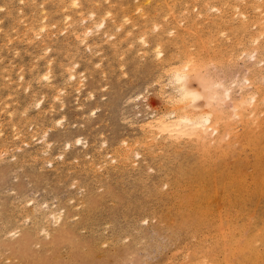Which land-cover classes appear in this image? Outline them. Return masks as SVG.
Masks as SVG:
<instances>
[{
  "label": "rangeland",
  "instance_id": "1",
  "mask_svg": "<svg viewBox=\"0 0 264 264\" xmlns=\"http://www.w3.org/2000/svg\"><path fill=\"white\" fill-rule=\"evenodd\" d=\"M110 1L111 2H108V0H106L105 2L113 6L114 9L116 7L119 8L118 6L122 4L120 6L122 10L120 9H118L120 11H118L117 9L114 10V14L116 16H119L121 11L126 10L122 8L124 4H126V8H127L126 11L128 12H131V9L133 11L134 4L140 5V8H141L140 11H133L134 13L132 12L129 13L131 15L130 19H127L126 18L127 16L124 17L125 28H127L126 26L129 25V22L130 23L140 22L144 24L145 22L143 23V21H146V20L147 21L145 25H142V24L138 25V23H136L135 25L133 23V27H131V30L132 31L134 30L135 34L133 33L132 35L131 30L128 31L127 35L125 36L126 40L128 41L122 40L123 38L122 37L121 38L122 41L116 47L115 51H113L108 46V44L112 40H114L116 37V36L114 37L113 36L114 34H112L110 39L108 36L106 37L108 39L105 38L104 42L102 41L100 43V46L101 45L103 46L104 44L105 47H103L102 49V46H101L100 49L102 50L95 52V54L92 55L91 54L92 52H90L89 50L90 48H93V47L86 49L85 48V44H87L86 40L81 42L78 39H76L75 36L73 35V32H72L73 27L76 25H79V26L84 25L85 21L83 20L84 21L83 22L80 19L78 22H74L72 24L71 16L69 15L66 16L67 14H71V11H69L70 9L67 8L68 9L67 10L65 8L62 9V7H60L62 9V12H61V9L56 10V12L54 10L49 11L48 15L49 14L50 15L48 16L49 18L47 17L48 18L47 24L48 25L53 24L54 27L53 25L49 26L48 28L46 27L47 33L44 32L43 30L41 34H39V36L38 34H36L37 37L35 36L30 39H23L21 33L23 29H25L28 26L29 20L27 18H29V15L31 13L26 12L25 8L23 9L25 5H24V2L22 1L12 3L6 0L5 1L0 0V4H4L3 8H0V68H1L0 69V109H1L0 110V124H1L0 125V129H1L0 131V143H1L0 144V264H172V263L179 264L181 260L185 261L187 259L186 254L190 252V250L196 244H198L199 241L206 243L212 240L210 239V237L213 234H215V227L218 222L217 221L218 215H220L222 219H225V217L229 219L231 218L232 222H235L236 225L240 224L242 226L243 225L245 226L246 224L250 223L249 229L254 224L255 226L259 225V226H256L257 229L259 228L260 233H264V221H263L264 220V217H263L264 216V206H263L264 196L262 197L255 196L252 199H245L247 195H245L243 191H240L237 195L233 192H230V193H227L224 191L220 192L221 188H218L217 190L220 193L216 191L214 196H211L212 198L209 197V199L206 200V203L205 201H202L199 203V205L201 206L200 208L205 209L206 212L209 210L208 212L210 213V215L208 214L209 218L207 219L206 223H202L203 225L201 224L198 230H193V229L189 230V229H185L186 227H180L178 225V223L181 222L179 216L182 212L178 214L173 213V211L175 212L174 209L176 208L175 204H177L176 200L177 198H179V197H176L175 193L177 194L178 192V193H181L182 195H185L183 193L187 192L188 194V190L189 192L192 190V188L191 190L189 188L193 186V183L197 184L196 182H193L192 179H189L187 182L183 181L185 179L184 174L182 176L179 173L180 171V169H178L179 167L176 168L177 166H179V163H181L180 166L182 165L181 167H184V168L192 164H195V165L197 164V161H198L197 159H199L197 152H195V148H192L193 146H189L187 142L183 143L184 141H181L180 143L178 142L176 146L175 144L172 145L175 148L170 145H168L167 147H164L163 149L156 148L154 150V152L156 151L155 152L156 154L154 153V156H153L154 158L152 159L146 158V161L145 159H142L141 155L132 154L130 158V166H126L123 168L117 167V168H114V170L108 169L109 168L108 166L113 164L112 163L113 160L111 159L112 156L110 152L111 149L114 148L115 145L117 144H119L120 147L121 146L124 147V145H122V142L123 143L126 142L125 143V147H126L128 142L135 141L134 139L140 140L142 136H141V132L138 130L139 129L138 126L141 124L139 122L144 120V118L146 119V116L149 118L150 112L155 111L157 113L159 111H162V109L164 110L166 106L165 100L163 101L164 97L159 89L158 83L156 84V82L153 81L154 79H156L154 78V76L156 77V75L158 74L157 73L158 70L155 68L157 67V65L152 64V63H156L155 60L158 59L159 56L156 58L150 57V53H148V51L145 53L144 51L146 50H143L144 49L143 47H145L143 46L144 44L140 42V44H142V48H141V46L139 47L140 44H138L135 40H132V39L138 34V31L140 30L142 31L144 29L143 27H145V29H148L147 26L149 27L151 23L154 22L150 20V22L148 23V19H150V17L151 19H153L152 17H154L155 19L153 20L160 21L161 18H163L161 17V12L162 13L167 12V10L165 9L167 5H171V8L173 7L172 11L175 12L174 15L177 16L180 13L178 11H175L177 8L179 9V5H178L179 0L178 1L177 0H157V1L156 0H153V1L152 0L150 1L149 0H145V1L133 0L134 3H132V0H110ZM141 1H143L144 4ZM32 2H33L32 5H35V7L37 8H41V5H39L41 0H33ZM187 3H190L189 0ZM190 4L189 6H191ZM214 4L216 3L214 2ZM141 5L143 7L145 14L149 15L151 12L152 14L154 13L153 14L154 16H151L152 14H150V16L146 15L145 20L144 19L140 20L141 18H143L142 16L145 15L144 13H143L144 15L139 14V12L143 11ZM21 7L22 9H20ZM146 9L149 10L150 12L147 11ZM150 9H152L153 11ZM23 10L26 13L25 15L22 12ZM189 10H191L190 7H189ZM197 10L198 9L196 7H193L192 13H196ZM215 10L216 9H214V11L213 9H210L209 13L218 12L217 10L216 11ZM176 12L178 14H176ZM43 13L42 15H45V13L47 12H43ZM157 13L160 16L159 15L155 16V14ZM63 15L65 16V18L68 17L66 21L63 20V17H62ZM19 17H21L22 20H20L21 18ZM180 17L181 16H178L177 18L179 19ZM131 18L137 21L135 20L133 21ZM69 19L71 20L69 21ZM43 20L45 21L46 19H43ZM166 21H168V19ZM23 22H25V24ZM67 22H69V26L68 24H66V26H63ZM180 22L181 23H178V26L183 27L182 26L183 22L182 21ZM135 26L137 27L135 28ZM60 28L61 29L64 28L63 29L64 31L62 32L61 30L60 32ZM198 28L199 29L206 28V30L202 29L203 31L202 30L199 31L198 35L200 37L198 36V38L197 37L186 38L185 40L187 42L183 41L182 44L185 43L183 44V46L180 43L177 45V48H176L171 43L172 41L170 42L171 43L170 44L169 40H166L167 42L165 41L166 44L164 42V45L165 47L167 46L166 47L167 52L169 53V50H170V54H175L173 52H177L176 54L179 55L180 53H178V51H180V49L178 47L182 46L181 48L184 49L188 47L187 49L188 50L192 49V51L201 50V53H200L201 55V54H204L206 50L208 49H209L208 51H210V48L211 49L214 48L213 46H215L216 43H219L220 41H222L221 39H224L218 33L217 34H215L216 32L213 33L212 30H214V28L210 29L212 32L207 30V26L205 27L201 26V28L200 27ZM250 29L252 31L254 27H251ZM117 31L119 32L120 29H118ZM155 32L156 30L153 31L152 34L151 32L149 34L153 35ZM169 32L170 31H168V33ZM202 32L205 35H203ZM207 32H210V33H207ZM48 33L52 39L55 37L56 39L55 38L54 39L57 41H60L63 38L61 43H64V44L60 47H56L52 49L49 48L48 46L47 49L46 47L44 48L45 51L42 49L43 51L40 50L39 52H36L34 50V47L35 49H37V47L34 46L36 42L35 40H38L39 38H41L43 34H48ZM130 33H131V37H129ZM168 33H165L163 37L167 35L166 38L168 37V39H171L172 33L171 32H170L171 34L169 33L171 37ZM206 33L208 34V36ZM68 34L70 35L67 36ZM209 34H211L212 36L214 35L213 38L216 37V39L213 40L212 36H210ZM66 37H68V39H65ZM209 37L212 39H210ZM129 38L131 39L129 40ZM7 39L9 41H7ZM188 39L191 41L193 40L192 41L193 43H191L193 44L192 46L191 44H188L191 42ZM195 40L196 41L198 40V41L195 42ZM232 40L225 39L226 43L228 42L227 44L230 43L231 45L229 44L230 46H228L229 50L226 47L227 51H224L226 55L224 53L223 54L225 56L222 55L224 58L220 56V54H216V56L213 57L214 59L212 57H211L212 59L210 58L212 62H209L210 61L209 59L207 61H204V60H206L207 57H209V55L207 54H211V51L210 52L207 51L204 54L205 56L201 55L202 60L204 57L203 61L207 62V65L206 63H204L203 67L200 66L199 68V71H200L199 76L201 75V76H204L205 78L208 77L207 79L211 80L210 82L206 79L207 80L206 82H208V85L209 86L211 85L210 87H212V88L208 87L209 90L212 91L213 93V90L216 91L218 89V91L216 92H218L220 97L223 96L221 98V99H224V101L222 100L223 101L222 103H221L220 97H218L220 99L219 100L220 102L217 101L218 102L217 103L215 101L216 103L214 102V104L216 106L218 105L219 107L220 105H222L223 107L225 104L226 108L230 107L229 105L232 99L240 98L241 94L243 93V90H245L247 87L246 84L249 87L250 83L248 81H249V78L252 76L251 74L253 73L257 74L258 69L260 70L261 67L259 68L257 67L259 64L255 65L254 67L253 65L258 62H260V66L262 63L264 64V54H263L264 45L263 44L257 50H253L252 48L250 49V46H247L248 48L245 51L246 53L244 52L245 54L244 53L242 54L240 53L243 50L241 43L232 44L231 43ZM78 41L81 42V44H79ZM194 42L195 43L199 42V43L195 44ZM69 44H71V46H69ZM202 44L204 45V48H205V44H207L205 49L202 48L203 47ZM64 45L67 46L69 49L66 48ZM186 45H189V46H186ZM29 46L31 47V49H29L30 48ZM208 46L209 48L207 49ZM137 48L138 50H136ZM198 48H202V49H198ZM231 48L232 49L234 48L235 50L231 51L232 50ZM48 49H51V50L49 51ZM171 49L172 51L173 50L174 51L172 52ZM248 49L251 51H249ZM106 50L109 53L106 52ZM117 50L118 52H116ZM140 50H143V51L138 53V51ZM247 51H249L248 52L249 54H247ZM45 52H48V53L45 54ZM114 52H116L117 54ZM251 52H254V53H251ZM230 53L232 55H229ZM250 53L251 55L254 54V56L253 57L249 56ZM48 54H50L49 57L45 56ZM260 57H261V60L263 61L262 63H261V60L257 62L256 58L260 59ZM47 58H49L47 62L51 61L52 64L49 63V65L51 64L52 71H54L52 72L53 78L51 77L52 79L50 81L52 83H49V81L45 79H40L37 76L39 75V72H37L38 70L40 71V73L42 71H47L48 63H46L45 68H43L44 67L43 60H47ZM75 60H77L78 63ZM71 61H73V63L75 64L74 66H70V63H72ZM74 61L77 63V65ZM214 61H216V63ZM253 61L254 63H252ZM95 62H97V65ZM250 64H252L251 65L252 68H250L251 67ZM54 65L56 66V68L53 67ZM66 65H67L66 71L69 70L71 67L77 68V70L79 71L81 69L84 70L83 72L82 70L79 72V73L82 72L81 74L82 75L84 74L85 76L81 80L82 82L78 83V85L81 87L80 91L75 89L76 88L75 86L74 88L72 86V89H70L71 86L68 87L69 81L64 76L65 75L64 73H66V75L68 73V71L67 72L65 71ZM248 67L250 69H248ZM254 68H257V70ZM263 68H261L259 72L263 73L264 71ZM249 70H251V73L249 72ZM32 71H35L34 72L35 75L32 74ZM20 72L23 73V76H21V74L18 75V73ZM89 75H92V76H89ZM245 75L247 76V78L249 76L248 81L245 78L246 77ZM259 75L261 74L259 73L258 76L257 75L255 76L259 78V81L262 82L264 75L263 76H259ZM20 76L21 78L18 79ZM162 78L164 79V77ZM197 78L196 77L191 78V80L189 81V84H191V86L190 85L189 86L191 88L202 91L200 82L198 81ZM17 79H18V82H17ZM45 81H47L49 84ZM151 81L155 85L150 84ZM242 81H244L243 84L245 83V86H246L244 88H242L244 85L240 86V84H242ZM213 84L215 85V87L212 86ZM26 85H27V89L25 90V88L23 87H25ZM62 85H65L63 87L64 88L66 87L67 89L66 88L64 89ZM51 86H53V88L56 86L57 88L61 86L58 89L61 90L63 88L64 90L63 89L62 90L65 92V93L63 92L65 95L64 94H63L64 96L62 94L60 95V91L57 92L58 89L56 88L53 89ZM144 86L146 87L144 88ZM219 86L221 88H219ZM222 86L224 88L225 87L227 88L229 86L228 88L230 89L229 91L231 92L229 93L230 96L228 98H225L226 97L225 91L227 90L226 88L224 90ZM48 87L49 89H51V91L48 89ZM157 88L160 91V92L158 91L159 93L157 92ZM39 89L40 90L42 89L41 92L42 94H44V96L42 95L43 97H40L41 92ZM73 89L77 91L73 92L75 91ZM143 89H145L144 92L146 93L144 97L145 99L144 98H142V100L141 98L136 99L134 95L136 96V94L138 92H141ZM45 90L46 92H44ZM32 91L37 92V93L34 94ZM66 91L68 92V94H66L67 93ZM58 93L60 96L63 97L64 100L63 99L61 100L62 97L59 98V100L61 101L58 100V97H59ZM87 93L90 94V96L87 95ZM54 94L55 96L58 95V97H55ZM209 94L207 95L209 96ZM91 95H93V97H91ZM128 95H130L131 97ZM51 96L53 98H56L55 99L56 101H54V103H53V100L51 101V99H53ZM65 96L66 98H64ZM127 96L130 98H128ZM32 97L34 99H31ZM39 98H41L43 102H42V105L40 106V109H37L38 106H35L33 102H35ZM209 98H211V95ZM133 99L134 100L136 99V100L134 101ZM57 100L61 103L62 101H64V103H62L64 106L61 105V103L58 104ZM225 100L226 102L229 101V104H227L228 102L226 103ZM25 101H28V102H25ZM201 102H203V99L201 98L196 101L197 104H202ZM51 103H53V105ZM77 104H79L80 106L78 105L79 106L78 107ZM23 105L24 106L26 105V106L24 107ZM59 107L60 109L61 108L62 109L60 110ZM23 108L26 109V111L23 110ZM8 112L11 114L8 115L7 114ZM62 113H65V118L64 120H61V123L63 124L60 123V125L58 126V123H59L58 119L59 118L63 119L64 117V115L63 117H61ZM24 114H26L27 117L24 116ZM129 118L131 119V121L128 120ZM34 119L37 120L38 122L35 121ZM135 120L137 122H135ZM12 121H13V125H12ZM54 121H57L58 123L56 122L55 124ZM132 121L134 122L133 124H131ZM239 124L240 122H238L236 126L238 129H240L241 127V124L240 126ZM50 126H51V129H50ZM14 128H17L18 130L14 131L15 130ZM57 129L60 132L62 131L61 132L62 134L56 132L58 131ZM64 130H65V133L67 132L66 135L63 134ZM48 131H49V134H48ZM14 132L15 133L19 132L16 134V137L15 136L13 137ZM41 132L42 133L44 132V134H42ZM39 133L41 134L40 136H38ZM51 133H52V136L50 137ZM68 133L70 134L72 133V136H70V134ZM77 134L80 137H84L85 139L83 138V141L87 142L85 143V145H83V147L81 146V148H84V146L86 145L89 146V150L86 151V154L83 153L84 156L82 154L83 151L78 150L79 145L75 144L77 146H74V149H75L74 152L77 154L81 153V157L83 158L84 163L81 162L80 160L81 158L80 159L70 158L69 161L67 160L61 163L62 158L60 156L58 158L59 154H57L56 152L58 151L59 153H61V152L67 151L66 150L67 148L64 145L65 143L63 142L64 143L63 144L62 141H65V139L67 140L68 137L75 138ZM43 135H45L44 136L46 137L45 139H48V138L52 139L51 141L52 144L49 142V145H51V147L49 146V148H52V147L53 148L51 149V151H48V153H47L48 144L45 143L46 140L41 137ZM38 138H40L39 140L41 142L37 140ZM73 138H70V140L72 139L71 141H74ZM104 138L106 142L104 141ZM102 139H103V142L101 141ZM120 140L122 142H120ZM146 142H149V139H146ZM140 143L136 142L135 144H138L136 146H139ZM46 144L47 146H45ZM183 144H186V145H183ZM100 145H103V146L99 148ZM181 146H183L184 148ZM190 147L191 149L189 150ZM64 148L66 149L64 150ZM21 149L23 151H20ZM45 149L46 151H44ZM177 149L179 150L177 151ZM1 150H4V151L6 150V151L2 152ZM59 150H62V151H59ZM161 150L162 151L164 150L166 153H164V151L162 152ZM174 150L176 152H174ZM38 151L41 152V155H40V152L38 153ZM172 151L174 153H170ZM19 152L23 154L21 155L19 154ZM24 152H27V153L24 154ZM87 152H89V154ZM106 152L109 153L110 155L108 156ZM194 153L196 154L194 155ZM12 154H14L15 157L12 156ZM49 154H52V155H49ZM53 154H54V157H53ZM17 155L18 156L21 155V157L19 158ZM246 155H247V159H246L247 164L245 163L244 166L242 165V169L245 172L246 171L249 172L251 170V167H250L251 153L249 151H246ZM49 156L52 157L51 158L52 161L48 159ZM12 157L13 159L18 158V160L17 159H15L16 161L13 159L11 160ZM173 157L175 160L173 159ZM48 161H51V163L49 164ZM176 161H180V162H176ZM185 161L187 163H185ZM159 165L162 167H160ZM163 165H165V167H163ZM79 167L81 170L79 169ZM118 168H121L122 170ZM105 169L108 170L107 173ZM123 169H127V170L125 171ZM178 173L180 174L181 177H183V178L180 177L182 180L181 179L177 180L178 179L177 176H179ZM174 177L178 182L177 184L180 183V185L176 184V180H174ZM169 179L171 182L169 181ZM246 183L247 184L249 183L248 175H247ZM188 184L189 185L191 184V186H189ZM184 186L186 187L183 188ZM171 188L172 190H176V191L172 192ZM179 190L180 191L182 190V191L180 192ZM165 191L166 193H163ZM165 194H167L168 197ZM232 194L233 195L235 194V195L233 196ZM229 195L230 196L232 195V196L230 197ZM235 196L239 200L242 199L243 197L244 200L239 201L237 199L240 202L239 203L236 199H233L235 198ZM217 197L219 198V200L221 198L219 202H218ZM229 197L231 200L229 199ZM229 200L231 202H229ZM234 200L236 202H234ZM219 205L221 206L218 207ZM240 206L242 209L240 208ZM246 206H248V208ZM250 207L252 208V210ZM216 208H218L217 211H216ZM50 210L52 211L50 212ZM64 211L66 213H64ZM218 211H221V212H218ZM250 211H252V213ZM49 212L50 214H48ZM52 213L54 214V216L51 215ZM56 214H59L60 216L57 218ZM61 214L62 215L65 214L62 216L65 218L67 215V218L65 221H64L65 218H62ZM160 214L165 215V217ZM244 214H245V217L247 216L246 218L244 217ZM259 214H261L262 217H260ZM213 215L215 218L213 217ZM255 215H256V218H255ZM249 216L251 217L253 216L252 217L253 219L251 217L250 218L252 220L248 218ZM158 217H161L160 220L162 221H160ZM55 218L57 219L58 222L55 221ZM259 218H261V220ZM58 219L60 220V222ZM178 219L179 221H177ZM174 223H177L176 226ZM170 225L172 226L170 227ZM250 231L254 232L253 229ZM200 234L203 236L202 238ZM193 238L195 239L193 240ZM253 242H254L253 245L256 248L264 249V243H262L261 241L256 240ZM262 251L260 253L264 256V252ZM219 255L220 254L218 253L217 254L218 259H220L221 257V255L220 256ZM261 259L262 260H258V263L256 262V264H264V258H261Z\"/></svg>",
  "mask_w": 264,
  "mask_h": 264
},
{
  "label": "bare ground",
  "instance_id": "2",
  "mask_svg": "<svg viewBox=\"0 0 264 264\" xmlns=\"http://www.w3.org/2000/svg\"><path fill=\"white\" fill-rule=\"evenodd\" d=\"M5 1V0H4ZM8 2H18V1H22L24 2V7L26 12H30L31 14L29 15V18H27L29 20L28 26L23 29L22 31V37L23 39H30L33 37H37L36 34H41V32L44 30V32L47 33L46 27L48 28L51 25L47 24V19L49 18L48 16V12L51 10H54L56 12V10L61 9L60 7L65 8V9H70L69 11H71V14H64L66 16H71L72 19V24L74 22H78L80 19L81 21H85L84 25H76L73 27V35L75 36L76 39H78L79 41H85V48H90V52H92L91 54H95V52H98L100 50L103 49L104 44L102 46H100V43L104 40L106 37L109 36V39L111 37L112 34H114L113 36L115 37L114 40H112L108 46L115 51L116 47L119 45V43H121L122 40H126L125 36L127 35V32L131 30V27H133V23L129 22V25L126 26L127 28H125L124 26V17L127 16V19H130L131 15L129 13H134L133 11H140V5L134 4V8L133 11L131 9V12L126 11V4L123 5L122 8L126 9L124 11L120 12L119 16H116L114 14V10L115 9H120V6H118L119 8H115L113 6H111L110 4H107L105 1L106 0H41L40 4L41 8H37L35 7V5L33 4V0H6ZM140 1V0H137ZM145 1V0H143ZM141 1V2H143ZM150 1V0H149ZM148 1V3H149ZM153 1V0H152ZM157 1V0H156ZM155 1V2H156ZM178 1V0H177ZM108 2H111L110 0H108ZM113 2V1H112ZM188 0H179V9L177 8L175 11L180 12L179 15H174L175 12L172 11L171 5H167L166 6V10L167 12L162 13L161 12V20L160 21H156L153 20L155 19L154 17H152L153 19H148V23L150 22V20L154 21L151 23V25L145 29V27H143L144 29L141 31H138V34L133 37L132 40H135L138 44L143 43L145 47H143V50L145 53L148 51V53H150V57H161L155 60L156 63H152L157 65V67H155L158 70V74L156 75V77L154 76L153 81L156 82V84L158 83L159 85V89L161 91V93L163 94V101L165 100L166 106L165 109L159 112H155L152 111L149 113L150 117L148 118L146 116V119L144 118V120H142L141 123L138 127H139V131L141 132V139H134L135 141H131L128 142L127 146L125 147V143L126 142H122L120 140V142H122L123 146H119V144L115 145L114 148L111 149V156H112V165H109L108 169H113L117 168V167H126V166H130V158L132 156V154L134 155H141L142 159L146 158H154V150L160 149V148H164L167 147L168 145L172 146L181 141H184L183 143L187 142L189 144V146H193L192 148H195V152H197V155L199 157V159H197V164H192L190 166H186L181 167L179 163V166H177L176 168L180 169L179 173L183 176L184 174V180L185 182H187L189 179H192L193 182H196L197 184L193 183L192 187H188L190 190L192 188V190L189 192L188 190V194L183 193L185 195H182L181 193L177 194L175 193L177 198V204L176 208L174 209L175 212L173 211V213H180V220L181 222L178 223V225L180 227H186L185 229H193V230H198L200 228V225L202 223H206L207 219L209 218L208 216L210 215V213L205 209H201L199 203L202 201H205L209 199V197L214 196V194L216 193V191L218 190V188H221V191L230 193L233 192L235 194L238 195V193L240 191H243L245 193V195H247V197H245V199H252L253 197H262L264 196V78L262 79V82L259 81V78H257L255 75L258 76V74L260 73L261 75L259 76H263L262 72H259L261 70V68L264 67V64L262 63L263 61L260 59H257V62L261 60V66H260V62L255 63L253 65V67L255 65H258L257 67H261L260 70L258 69V73L256 74H251L252 76L248 78L247 76L245 77L247 79V81L250 83L249 87L245 83L243 84L244 81H242V84H240V86H243L242 88L246 87L245 90H243V93L241 94L239 99H232V101H230V107L226 108L225 104H224V108L222 107V105H220V107L214 104V102L218 101L223 97V96H219L218 89L215 91L209 90L208 87H210L208 85V82H206L208 79L205 78L204 76H199V68L200 66L203 67V64L207 62L208 59L210 60V58L216 56V54H220V56L224 55L225 52L227 51L228 46H230L229 44L226 43L225 39H233L232 40V44H240L242 45V52L240 53H244L246 51V49L248 48L247 46H250V49L252 48L253 50H257L258 48L261 47V45H264V0H189V2L191 3H187ZM213 2V3H212ZM214 2L216 4H214ZM42 3V4H41ZM119 3V2H118ZM127 3V2H126ZM132 3L133 0H132ZM138 3V2H137ZM10 4V3H9ZM101 4V5H100ZM117 4V3H116ZM120 4V3H119ZM144 4V2H143ZM142 4V5H143ZM146 4V2H145ZM152 4V3H151ZM155 4V3H154ZM153 4V5H154ZM169 4V3H168ZM189 4L191 6H189ZM22 5V4H21ZM129 5V4H128ZM141 5V7H142ZM4 4H0V8H3ZM10 6V5H9ZM147 6V4H146ZM152 6V5H151ZM155 6V5H154ZM153 6V7H154ZM157 6V5H156ZM152 7V8H153ZM189 7L191 8V10H189ZM193 7H196L198 10L196 13H192V9ZM129 8V7H128ZM145 8V7H144ZM22 9V7L20 8ZM19 9V10H20ZM61 9V12H62ZM67 9V10H68ZM148 9V8H147ZM146 9V10H147ZM156 9V8H154ZM210 9H216L218 12L215 13H209ZM2 10V9H1ZM118 10V11H120ZM143 10V7H142ZM152 10V9H150ZM158 10V9H157ZM156 10V11H157ZM174 10V9H173ZM215 10V11H216ZM25 11L23 10V14L25 15ZM149 11V10H147ZM153 11V10H152ZM155 11V12H156ZM18 12V11H17ZM43 12H47L45 13V15H42ZM128 12V13H127ZM146 12V11H145ZM150 12V11H149ZM20 13V12H19ZM64 13V12H63ZM116 13V12H115ZM144 13V10L142 12H139L140 15H142ZM44 14V13H43ZM55 14V13H54ZM145 14V13H144ZM143 14V15H144ZM150 14H152L150 12ZM150 14H145L144 16H142V19H146V15L150 16ZM154 14V13H153ZM151 16H154V15ZM176 14H178L176 12ZM22 15V14H21ZM63 17V20L66 21V19L68 17L65 18V16ZM133 15V14H132ZM139 15V16H140ZM159 15L158 13L155 14V16ZM17 16V15H16ZM135 16V15H134ZM160 16V15H159ZM178 16H181L179 19L177 18ZM48 17V18H47ZM3 18V17H2ZM21 18V17H19ZM65 18V19H64ZM149 18V17H147ZM160 18V17H159ZM12 19V18H11ZM43 19H46L45 21ZM69 19V21L71 20ZM132 19V18H131ZM168 19V21H166ZM22 20V18L20 19ZM133 20V19H132ZM135 20V19H134ZM133 20V21H134ZM68 21V20H67ZM83 21V22H84ZM128 21V20H127ZM137 21V20H135ZM147 21V20H146ZM146 21H143V23ZM164 24H163V22ZM180 21L183 22V27L178 26V23H181ZM19 22V21H18ZM64 22V21H63ZM126 22V21H125ZM132 22V21H131ZM22 23V21H21ZM25 24V22H23ZM136 23H138V25H141L142 23L140 22H135L134 24L136 25ZM140 23V24H139ZM142 24V25H145ZM147 23V24H148ZM13 24V23H12ZM63 24V23H62ZM66 24H68L69 26V22L65 23L63 26H66ZM15 25V23H14ZM48 25V26H47ZM137 25V26H138ZM135 26V28L137 27ZM201 26L205 27L207 26V30H209L210 32L213 31L216 32L215 34H219L220 36H222L224 39H221L222 41H220L219 43H216L215 46H213L214 48H210L211 54H207L209 55V57H207L206 60H202V56L209 50V46L207 47L208 50H206V52L204 54H201V50L198 51H192L188 50L187 48H181L183 46V41H186V38H198V34L199 31H201L202 29L206 30V28H202L199 29L198 27L201 28ZM13 27V26H12ZM54 27V25H53ZM139 27V26H138ZM251 27H254V29L251 31ZM16 28V27H15ZM198 28V29H197ZM214 30H210L213 29ZM64 29V28H63ZM63 29L60 28V32L62 30V32L64 31ZM120 29V31L118 32L117 30ZM250 29V30H249ZM46 30V31H45ZM66 30V28H65ZM156 32L152 34L153 31ZM202 30V31H203ZM168 31H170L172 33V37H171V33L169 34ZM59 32V33H60ZM132 35L133 33L135 34L134 30L132 31ZM151 32V34H149ZM207 32V33H210ZM56 33V32H55ZM165 33H168L171 37V39H168V37L166 38L163 37L165 35ZM203 33V32H202ZM206 33V34H207ZM53 34V33H52ZM51 34V35H52ZM70 34H68L67 36H69ZM151 35V36H150ZM203 35H205L203 33ZM210 36H212L211 34H209ZM5 36V35H4ZM7 36V35H6ZM9 36V35H8ZM55 36V35H54ZM202 36V35H201ZM208 36V34H207ZM214 36V35H213ZM212 36V38H213ZM216 36V35H215ZM123 37V38H122ZM131 37V33L130 36ZM169 37V38H170ZM200 37V36H199ZM206 37V36H205ZM8 38V37H7ZM55 38V37H54ZM52 39L48 34H43L41 38H39L38 40H35V45L37 47V49L34 50L36 52H39L40 50H44V48L46 47V49L48 48H56V47H60L62 46L64 43H61L62 40L57 41L55 39ZM122 38V40H121ZM166 38V39H164ZM210 38V37H209ZM210 38V39H212ZM9 39V38H8ZM7 39V41H9ZM65 39H68V37H66ZM72 39V38H71ZM74 39V38H73ZM108 39V38H106ZM128 39V38H127ZM131 38H129L130 40ZM201 39V38H199ZM203 39V38H202ZM205 39V38H204ZM216 39V37L213 38V40ZM220 39V37H219ZM166 40H169V43L171 42L176 48L178 44H182L181 47H178L180 49V51H178V53H180L179 55H177V52H173L172 49L171 51L175 54H170V50L169 53L166 50V47L164 45V42ZM189 40V39H188ZM65 41V40H64ZM63 41V42H64ZM70 41V40H69ZM76 41V40H75ZM79 44H81V42H79ZM110 41V40H109ZM128 41V40H126ZM191 41V40H189ZM193 41V40H192ZM190 42L188 44H191L193 42ZM198 41V40H197ZM195 40V42H197ZM204 41V40H202ZM31 42V40H30ZM29 42V43H30ZM135 42V43H136ZM167 42V41H166ZM165 42V44H166ZM187 42V41H186ZM194 42V43H195ZM218 42V41H217ZM67 43V41H66ZM65 43V45H66ZM69 43V42H68ZM72 43V42H71ZM125 43V42H124ZM130 43V42H129ZM134 43V42H133ZM170 43V44H171ZM199 43V42H198ZM195 43V44H198ZM203 43V42H202ZM206 43V42H204ZM212 43V42H211ZM93 44V45H92ZM95 44V45H94ZM169 44V45H170ZM64 45V46H65ZM88 47H87V46ZM193 44H191L192 46ZM201 45V44H200ZM203 45V44H202ZM205 44V48H206ZM32 46V45H31ZM69 46H71V44H69ZM106 46V47H108ZM141 46L142 48V44L139 45V47ZM189 46V45H186ZM185 46V47H186ZM211 46V45H210ZM30 47V46H29ZM66 48H68L67 46H65ZM138 47V48H139ZM194 47V46H193ZM201 47V46H200ZM227 47V48H226ZM33 48V47H32ZM138 48L136 50H138ZM204 48V45L203 47ZM202 48H198V49H202ZM204 48V49H205ZM31 49V47L29 48ZM28 49V50H29ZM51 49H48L49 51ZM61 49V48H60ZM63 49V48H62ZM69 49V48H68ZM67 49V50H68ZM105 49V48H104ZM140 49V48H139ZM194 49V48H193ZM197 49V48H196ZM232 49V48H231ZM14 50V49H13ZM26 50V49H25ZM42 50V51H43ZM66 50V51H67ZM120 50V49H119ZM143 50L138 51L141 52ZM229 50V48H228ZM235 50L234 48L231 50L233 51ZM237 50V49H236ZM249 50V49H248ZM260 50V49H259ZM30 51V50H29ZM34 51V52H35ZM45 51V50H44ZM72 51V50H71ZM205 51V50H203ZM208 51V52H210ZM251 51V50H249ZM247 51V54H249ZM6 52V51H5ZM28 52V51H27ZM33 52V51H32ZM57 52V51H56ZM105 52V51H104ZM106 52H108L106 50ZM118 52V50L116 51ZM114 52V53H116ZM230 52V51H229ZM228 52V53H229ZM258 52V51H257ZM48 52H45V54H47ZM109 53V52H108ZM111 53V51H110ZM112 53V54H114ZM121 53V52H120ZM123 53V52H122ZM143 53V52H142ZM224 53V54H223ZM233 53V52H232ZM246 53V52H245ZM244 53V54H245ZM254 53V52H251ZM249 56H254L253 55ZM30 54V53H29ZM65 54V53H64ZM90 54V53H89ZM117 54V53H116ZM135 54V53H134ZM264 54V53H263ZM20 55V54H19ZM50 54L45 55L47 57H49ZM63 55V54H62ZM122 55V54H121ZM148 55V54H147ZM226 55V54H225ZM224 55V56H225ZM229 55H232L231 53ZM16 56V55H15ZM146 56V55H145ZM205 56V55H204ZM240 56V55H239ZM256 56V54H255ZM38 57V56H37ZM98 57V56H97ZM101 57V56H100ZM108 57V56H107ZM144 57V56H143ZM223 57V56H222ZM228 57V55H227ZM232 57V56H231ZM246 57V56H245ZM36 58V57H35ZM85 58V57H84ZM132 58V57H131ZM141 58V56H140ZM154 58V59H155ZM211 58V59H212ZM224 58V57H223ZM226 58V57H225ZM234 58V57H233ZM21 59V58H20ZM33 59V58H32ZM46 59V58H45ZM49 58H47V60H43L44 63V67L47 64V71H42L40 73V71L38 70L37 72H39L38 78L40 79H45L47 81L50 82L51 79L53 78V74L52 72V66H51V61L47 62ZM100 59V58H99ZM107 59V58H106ZM144 59V58H143ZM153 59V61H154ZM214 59V58H213ZM230 59V57H229ZM10 60V59H9ZM51 60V59H50ZM88 60V59H87ZM91 60V59H90ZM102 60V59H101ZM100 60V61H101ZM219 60V59H218ZM248 60V59H247ZM77 62V60H75ZM74 61V62H75ZM255 61V60H254ZM254 61L252 63H254ZM17 62V61H16ZM21 62V61H20ZM61 62V61H60ZM64 62V61H63ZM73 63V61H71ZM75 62V63H76ZM140 62V61H139ZM209 62H212L211 60ZM216 63V61H214ZM219 62V61H218ZM230 62V61H229ZM12 63V62H11ZM22 63V62H21ZM49 63H51L49 65ZM70 63V66H74L75 64ZM78 63V62H77ZM76 63V65H77ZM97 65V62H95ZM93 63V64H95ZM226 63V62H225ZM24 64V63H23ZM56 64V63H55ZM72 64V65H71ZM123 64V63H122ZM121 64V65H122ZM219 64V63H218ZM43 65V64H42ZM95 65V66H96ZM124 65V64H123ZM252 64H250L251 66ZM69 66V67H70ZM101 66V65H100ZM103 66V65H102ZM138 66V65H137ZM154 66V65H153ZM215 66V65H214ZM249 66V67H250ZM39 67V66H38ZM53 67L56 68V66L54 65ZM112 67V66H111ZM250 68H252V66ZM137 68V67H136ZM207 68V67H206ZM211 68V67H210ZM1 69V68H0ZM18 69V68H17ZM16 69V70H17ZM37 69V68H35ZM67 69V65L65 68V71ZM257 70V68H254ZM264 69V68H263ZM6 70V69H5ZM46 70V69H45ZM82 70V69H81ZM80 70V71H81ZM222 70V69H220ZM36 71V70H35ZM35 71H32V74H34ZM68 73L66 75V73H64L65 78L69 81V86H71L70 89H72V86L74 88V86L76 87L75 89L80 91V86L78 85V83L82 82L81 80L85 77L84 74L82 75L81 73L84 71L82 70L81 73H79L80 71L77 70V68L71 67L69 70H67ZM66 71V72H67ZM253 71V69H252ZM45 72V73H43ZM64 72V71H63ZM90 72V71H89ZM103 72V71H102ZM101 72V73H102ZM207 72V71H206ZM249 72L251 73V70H249ZM256 72V71H255ZM249 73V74H250ZM21 74V76H23V73H18V75ZM41 74V75H40ZM79 74V75H77ZM81 74V75H80ZM103 74V73H102ZM109 74V73H108ZM205 74V73H204ZM263 74V75H262ZM17 75V76H18ZM104 75V74H103ZM21 76L18 78L20 79ZM78 76V77H77ZM81 76V77H79ZM92 76V75H89ZM207 76V75H206ZM210 76V75H209ZM10 77V76H9ZM34 77V76H33ZM52 77V78H51ZM61 77V76H60ZM127 77V76H126ZM164 77V79L162 78ZM194 77H199L197 78L198 81L200 82V86H201V90H197L194 88H191V84H189V81L191 80V78ZM212 77V76H211ZM210 77V78H211ZM104 78V77H102ZM162 78V79H161ZM204 78V79H202ZM244 78V79H245ZM17 79V82H18ZM200 79V80H199ZM202 79V80H201ZM207 79V80H206ZM212 79V78H211ZM245 79V80H246ZM9 80V79H8ZM25 80V79H24ZM205 80V81H204ZM45 81V82H47ZM203 81V82H202ZM211 82V80H208ZM240 81V80H239ZM10 82V81H9ZM44 82V83H45ZM97 82V81H96ZM215 82V81H214ZM212 82V83H214ZM238 82V81H237ZM43 83V84H44ZM48 83V82H47ZM48 83V84H49ZM205 83V84H204ZM207 83V84H206ZM210 83V84H212ZM225 83V82H224ZM241 83V82H240ZM47 84V85H48ZM83 84V83H81ZM150 84H154L151 83ZM219 84V83H218ZM217 84V85H218ZM221 84V83H220ZM51 85V84H50ZM67 85V84H65ZM65 85H62L65 86ZM146 85V84H145ZM155 85V84H154ZM156 85V86H158ZM190 85V86H189ZM216 85V86H217ZM49 86V85H48ZM212 86L215 87V85L213 84ZM29 87V86H28ZM53 88V86H51ZM50 87V88H51ZM61 86H59L58 88H60ZM83 87V86H82ZM146 86H144L145 88ZM213 87V88H214ZM223 87V86H222ZM229 87V86H228ZM226 88L227 91L226 92V97L228 98L230 95L229 93L231 91H229V88ZM25 90L27 89V85L25 87ZM32 88V87H31ZM58 89L57 86L54 87L53 89ZM64 88V87H63ZM62 88V89H63ZM66 88V87H65ZM64 88V89H65ZM108 88V87H107ZM203 88V89H202ZM212 88V87H210ZM219 88H221L219 86ZM224 88V87H223ZM224 88V90H225ZM37 89V88H36ZM35 89V90H36ZM49 89V87H48ZM58 89L57 92L60 91V95L64 94L65 92L63 90ZM67 89V88H66ZM73 89V90H75ZM94 89V88H93ZM216 89V88H215ZM15 90V89H14ZM29 90V88H28ZM40 90V89H39ZM42 90V89H41ZM40 90V92H41ZM51 91V89H49ZM69 90V89H68ZM77 90L73 91L76 92ZM145 89H143L142 91L144 92ZM204 90V91H203ZM220 90V89H219ZM54 91V90H53ZM78 91V92H79ZM140 91V90H139ZM138 92L136 94V96L134 95V97L136 99L144 98L145 97V92ZM158 88H157V92H158ZM159 91V92H160ZM215 91V93H214ZM223 91V90H222ZM33 92V91H32ZM31 92V93H32ZM46 92V90L44 91ZM43 92V93H44ZM56 92V90H55ZM54 92V93H55ZM62 92V93H61ZM64 92V93H63ZM67 92V91H66ZM77 92V93H78ZM91 92V91H90ZM136 92V91H135ZM134 92V93H135ZM147 92V90H146ZM158 92V93H159ZM34 94L37 92H33ZM210 93V94H209ZM221 93V91H220ZM241 93V92H240ZM56 94V93H55ZM54 94V96H55ZM68 94V92L66 93ZM209 94V96L207 95ZM218 94V95H216ZM40 97H43L44 94H40ZM43 95V96H42ZM59 95V93H58ZM58 95H56L55 97H58ZM58 97V100L60 96ZM65 95V94H64ZM63 95V96H64ZM87 95L90 96V94L87 93ZM211 95V98H209ZM130 96V95H128ZM127 96V97H128ZM133 96V94H132ZM24 97V96H23ZM29 97V96H28ZM52 97V96H51ZM91 97H93V95H91ZM131 97V96H130ZM128 97V98H130ZM161 97V96H160ZM220 97V99L218 98ZM26 98V97H25ZM53 98V97H52ZM66 98V96L64 97ZM127 98V99H128ZM203 99V102H201L202 104H197L196 101L199 99ZM22 99V98H21ZM31 99H34L33 97ZM56 98L51 99V101L53 100V103ZM63 99V97L61 98V100ZM132 99V98H131ZM135 99V100H136ZM145 99V98H144ZM14 100V99H13ZM28 100V99H27ZM57 100V101H58ZM59 100V101H61ZM64 100V99H63ZM129 100V99H128ZM134 100V99H133ZM134 100V101H135ZM196 100V101H195ZM224 101V99H221V103ZM29 101V100H28ZM25 101V102H28ZM34 101V100H33ZM58 101V104L61 103ZM15 102V101H14ZM42 99L39 98L37 99L35 102H33L35 104V106H38L37 109H40V106L42 105ZM215 102V103H216ZM217 102V103H218ZM226 102V100H225ZM228 102V103H227ZM226 103L229 104V101H227ZM17 103V102H16ZM53 103H51L53 105ZM62 103H64V101H62ZM61 103V105H63ZM110 103V102H109ZM32 104V103H31ZM57 104V105H58ZM85 104V103H84ZM164 104V103H163ZM220 104V103H219ZM226 104V105H227ZM79 104H77L78 106ZM24 106V105H23ZM26 106V105H25ZM24 106V107H25ZM64 106V105H63ZM80 106V105H79ZM78 106V107H79ZM95 106V105H94ZM98 106V105H97ZM145 106V105H144ZM34 107V106H33ZM51 107V105H50ZM61 107V106H60ZM59 107V109H60ZM222 107V108H221ZM5 108V107H4ZM36 108V107H35ZM65 108V107H64ZM63 108V110H64ZM150 108V107H149ZM13 109V108H12ZM53 109V108H52ZM62 109V108H61ZM60 109V110H61ZM89 109V108H88ZM1 110V109H0ZM23 110L26 111V109L23 108ZM51 110V109H50ZM92 110V109H91ZM90 110V111H91ZM22 111V110H21ZM35 111V110H34ZM45 112V111H44ZM139 112V111H138ZM154 112V113H153ZM24 113V112H23ZM43 113V112H42ZM85 113V112H84ZM95 113V111H94ZM93 113V114H94ZM153 113V114H152ZM8 115H10L11 113H7ZM13 114V113H12ZM92 114V113H91ZM90 114V115H91ZM148 114V113H147ZM32 115V114H31ZM64 115V117H63ZM135 115V114H134ZM24 116H26V114H24ZM51 116V115H50ZM58 116V115H57ZM27 117V116H26ZM29 117V116H28ZM34 117V116H33ZM41 117V116H40ZM60 117V116H59ZM61 117H63V119L59 118L58 122L54 121L55 124L56 122L58 123V126L61 123V120H64L65 118V113L61 114ZM37 118V117H36ZM49 118V117H48ZM27 119V118H26ZM52 119V117H51ZM50 119V121H51ZM55 119V118H54ZM53 119V120H54ZM143 119V118H142ZM29 120V119H28ZM35 120V119H34ZM56 120V119H55ZM123 120V119H122ZM128 120L131 121V119L129 118ZM24 121V119H23ZM37 121V120H35ZM27 122V121H26ZM34 122V121H33ZM32 122V123H33ZM38 122V121H37ZM63 122V121H62ZM124 122V121H123ZM135 122H137L135 120ZM240 122L241 127L240 129H238L237 123ZM53 123V122H52ZM134 122L132 121L131 124H133ZM31 124V123H30ZM63 124V123H61ZM66 124V123H65ZM239 124V126H240ZM1 125V124H0ZM4 125V124H3ZM11 125V124H10ZM12 125H13V121H12ZM11 125V126H12ZM15 125V124H14ZM18 125V124H17ZM22 125V124H21ZM77 125V124H76ZM54 126V125H53ZM68 126V125H67ZM134 126V125H132ZM137 126V125H136ZM238 126V127H239ZM137 127V128H138ZM12 128V127H11ZM21 128V127H20ZM136 128V127H135ZM15 129V130H14ZM12 130L17 131V128H14ZM31 129V128H30ZM51 129V126H50ZM53 130V129H52ZM58 130V129H57ZM69 130V129H67ZM137 130V131H138ZM1 131V129H0ZM46 132V131H45ZM58 133H61L59 130L56 131ZM55 132V133H56ZM65 133V130L63 131ZM99 132V131H98ZM15 133V132H14ZM13 133V137H16V134L19 133ZM42 133V132H41ZM54 133V134H55ZM73 133V132H72ZM72 133H68L70 134V136H72ZM12 134V133H11ZM44 134V132L42 133ZM49 134V131H48ZM62 134V133H61ZM67 134V135H68ZM92 134V133H91ZM41 134L39 133L38 136H40ZM74 135V134H73ZM9 136V135H8ZM45 135L41 136L43 139H45L46 137H44ZM49 136V135H48ZM52 136V133L50 135V137ZM58 136V135H56ZM83 136V135H82ZM18 137V136H17ZM40 137V138H41ZM75 137V136H74ZM105 137V136H104ZM40 138H38L37 140H39ZM73 138V137H70ZM70 138L68 137V139L65 141H62V143L66 146V148H64V150L66 149L67 151L61 152L59 153L58 151L56 152L59 156L62 158L61 163L65 162V161H69V159L71 158H81V162H83V158L81 157V153L77 154L75 153V149L74 146H77L75 144H78V150L83 151V153L86 154V151L89 150V146L86 145L84 146V148H81V146L83 147V145H85V141H83L84 137H80L77 136L75 138H73L74 141H71ZM41 139V140H43ZM85 139V138H84ZM126 139V138H125ZM146 139H149V142H146ZM7 140V139H6ZM46 142L48 144V148H47V153L48 151H51V149L53 148H49V146L51 147V145H49V142L51 143L52 139L48 138L45 139ZM55 140V139H54ZM127 140V139H126ZM12 141V140H11ZM20 141V140H19ZM56 141V140H55ZM103 142V139L101 140ZM105 141V138H104ZM125 141V140H124ZM141 141V143H140ZM148 141V140H147ZM2 142V140H1ZM23 142V141H22ZM39 142H41L39 140ZM43 142V141H42ZM59 142V141H58ZM106 142V141H105ZM104 142V143H105ZM136 142L140 143L139 146H136L138 144H135ZM24 143V142H23ZM1 144V143H0ZM25 144V143H24ZM47 144L45 146H47ZM52 144V143H51ZM187 144V145H188ZM63 145V146H64ZM98 145V144H97ZM105 145V144H104ZM182 145V144H181ZM186 145V144H183ZM2 146V145H1ZM64 146V147H65ZM88 146V147H87ZM103 145H100V147H102ZM169 146V147H170ZM180 146V145H179ZM58 147V146H56ZM61 147V146H60ZM87 147V148H86ZM106 147V146H105ZM174 147V146H172ZM183 147V146H181ZM10 148V147H9ZM18 148V147H17ZM107 148V147H106ZM175 148V147H174ZM179 148V147H178ZM184 148V147H183ZM85 149V150H84ZM173 149V148H172ZM171 149V150H172ZM191 149V147L189 148V150ZM25 150V149H24ZM43 150V149H42ZM104 150V148H103ZM106 150V149H105ZM169 150V149H168ZM179 149H177L178 151ZM2 152L4 150H1ZM6 151V150H5ZM4 151V152H5ZM20 151H23L22 149ZM46 151V149L44 150ZM62 151V150H59ZM162 151V150H161ZM164 151V150H163ZM162 151V152H163ZM246 151H249L251 153V162H250V167L251 170L249 172H245L242 169V165L244 166V164H247V155H246ZM40 151H38L39 153ZM43 152V151H42ZM78 152V151H76ZM91 152V151H90ZM105 152V151H104ZM161 152V153H162ZM169 152V151H168ZM174 152H176L174 150ZM173 151L170 153H174ZM193 152V151H191ZM27 152H24V154ZM29 153V152H28ZM46 153V152H45ZM89 154V152H87ZM107 153V152H106ZM164 153H166L164 151ZM169 153V154H170ZM19 154H21L19 152ZM23 154V153H22ZM21 154V155H22ZM56 154V155H57ZM108 156L110 155L109 153H107ZM156 154V153H155ZM196 153H194L195 155ZM18 156L19 158L21 157ZM29 155V154H28ZM41 155V152H40ZM52 155V154H49ZM138 155V156H139ZM162 155V154H161ZM175 155V154H174ZM179 155V154H177ZM250 155V154H249ZM12 156H14V154H12ZM31 156V155H30ZM84 156V154H83ZM107 156V155H106ZM137 156V157H138ZM150 156V157H149ZM157 156V155H155ZM160 156V155H159ZM193 156V155H192ZM15 157V156H14ZM54 157V154H53ZM164 157V155H163ZM177 157V156H176ZM183 157V156H182ZM185 157V156H184ZM24 158V157H23ZM51 156L48 157L49 160H51ZM156 158V157H155ZM159 158V157H158ZM187 158V157H186ZM13 159V157L11 158V160ZM18 158H14L13 160H15ZM150 159V161H151ZM163 159V158H162ZM174 159V157H173ZM184 159V158H183ZM175 160V159H174ZM177 160V159H176ZM187 160V159H185ZM193 160V159H192ZM16 161V160H15ZM47 161V159H46ZM52 161V160H51ZM51 161H48L49 164L51 163ZM157 161V160H156ZM162 161V160H161ZM167 161V160H166ZM182 161V160H181ZM4 162V161H2ZM13 162V161H12ZM60 162V161H58ZM139 162V161H138ZM176 162H180V161H176ZM47 163V162H46ZM84 163V162H83ZM86 163V161H85ZM108 163V162H107ZM185 163H187L185 161ZM193 163V162H192ZM196 163V162H195ZM14 164V163H13ZM16 164V163H15ZM59 164V163H58ZM82 164V163H81ZM132 164V162H131ZM134 164V163H133ZM168 164V163H167ZM178 164V163H177ZM53 165V164H52ZM80 165V164H79ZM147 165V164H146ZM162 165V164H160ZM159 165V166H160ZM172 165V164H171ZM189 165V164H188ZM84 166V165H83ZM87 166V165H86ZM35 167V166H34ZM162 167V166H160ZM163 167H165V165H163ZM167 167V166H166ZM78 168V167H77ZM82 168V167H81ZM84 168V167H83ZM100 168V167H99ZM121 168H118L120 170H122ZM137 168V167H136ZM157 168V167H156ZM175 168V167H174ZM36 169V168H35ZM38 169V168H37ZM80 169V167H79ZM86 169V168H85ZM107 169V168H106ZM106 173L108 170H106ZM177 169V171H178ZM57 170V169H56ZM81 170V169H80ZM123 170H127V169H123ZM119 171V170H117ZM160 171V170H159ZM170 171V170H169ZM41 173V172H40ZM171 173V172H170ZM178 173L179 176L177 180L183 178L180 176V174ZM102 174V173H101ZM129 174V173H128ZM58 175V174H57ZM67 175V174H66ZM74 175V174H73ZM76 175V174H75ZM247 175L249 177V183H246V179H247ZM136 176V175H135ZM164 176V175H163ZM172 176V175H171ZM59 177V176H58ZM62 177V176H61ZM84 177V176H83ZM128 177V176H127ZM181 177V178H180ZM76 178V177H75ZM143 178V177H142ZM145 178V177H144ZM162 178V177H161ZM98 179V178H97ZM78 180V179H77ZM137 180V179H136ZM146 180V179H145ZM174 180L175 177H174ZM173 180V182H174ZM176 180V184L178 183ZM182 180V179H181ZM163 181V180H162ZM170 181V179H169ZM60 182V181H59ZM63 182V181H62ZM100 182V180H99ZM171 182V181H170ZM33 183V182H32ZM155 183V182H154ZM191 183V182H190ZM175 184V185H176ZM146 185V184H145ZM177 185H180L177 184ZM185 185V184H184ZM189 185V184H188ZM187 185V186H188ZM94 186V185H93ZM163 186V185H162ZM166 186V185H165ZM170 186V184H169ZM174 186V185H173ZM191 186V184L189 185ZM156 187V186H155ZM172 187V186H171ZM177 187V186H176ZM174 187V188H176ZM182 187V186H181ZM186 186H184L183 188H185ZM208 187V189H207ZM101 188V187H100ZM147 188V187H146ZM166 188V187H165ZM99 189V188H98ZM180 189V188H179ZM86 190V189H85ZM144 190V189H143ZM157 190V189H156ZM172 190V188H171ZM187 190V189H186ZM83 191V190H82ZM158 191V190H157ZM168 191V189H167ZM176 191V190H172ZM180 191V190H179ZM182 191V190H181ZM180 191V192H181ZM210 191V193H209ZM218 192V191H217ZM218 192V193H220ZM141 193V192H140ZM163 193H166L163 192ZM170 193V192H169ZM226 193V195H227ZM142 194V193H141ZM149 194V193H148ZM162 194V193H161ZM159 194V195H161ZM174 194V193H173ZM181 194V195H180ZM234 194V195H235ZM242 194V193H241ZM94 195V194H93ZM100 195V194H99ZM167 197L168 195L165 194ZM224 195V194H223ZM233 195V194H232ZM231 195V196H232ZM233 195V196H234ZM240 195V194H239ZM244 195V194H243ZM230 196V195H229ZM230 196V197H231ZM164 197V196H163ZM220 197V196H219ZM224 197V196H223ZM229 197V199H230ZM239 197V196H238ZM132 198V197H131ZM212 198V197H211ZM210 198V199H211ZM216 198V197H215ZM214 198V199H215ZM218 198V197H217ZM241 198V197H240ZM164 199V198H163ZM162 199V200H163ZM175 199V198H174ZM227 199V198H226ZM233 199H238L233 198ZM257 199V198H256ZM255 199V200H256ZM74 200V199H73ZM221 200V198H220ZM218 198V202L220 201ZM231 200V199H230ZM229 200V202H231ZM239 200V199H238ZM237 200V201H238ZM243 201L244 198L242 197V199H240L239 201ZM254 200V199H253ZM175 201V200H174ZM238 201V202H239ZM258 201V200H257ZM256 201V202H257ZM211 202V201H210ZM228 202V201H227ZM234 202H236L234 200ZM255 202V201H254ZM158 203V202H157ZM173 203V202H172ZM209 203V202H208ZM240 203V202H239ZM71 204V203H70ZM115 204V203H114ZM225 204V203H224ZM236 204V203H235ZM234 204V205H235ZM258 204V203H257ZM255 205V203H254ZM259 205V204H258ZM257 205V206H258ZM221 205H219L218 207H220ZM236 206V205H235ZM264 206V205H263ZM88 207V206H87ZM86 207V209H87ZM129 207V206H128ZM203 207V206H202ZM226 207V206H225ZM248 208V206H246ZM85 208V207H84ZM91 208V207H90ZM147 208V207H146ZM241 208V206H240ZM239 208V209H240ZM251 208V207H250ZM254 208V207H253ZM62 209V208H61ZM154 209V208H153ZM152 209V210H153ZM224 209V207H223ZM226 209V208H225ZM238 209V210H239ZM242 209V208H241ZM260 209V208H259ZM262 209V208H261ZM140 210V208H139ZM173 210V209H172ZM171 210V211H172ZM180 210V211H179ZM218 210V208H216V211ZM220 210V208H219ZM244 210V209H243ZM252 210V208H251ZM52 210H50L51 212ZM60 211V210H59ZM58 211V212H59ZM81 211V210H80ZM91 211V210H90ZM241 211V210H240ZM248 211V210H247ZM246 211V212H247ZM255 211V210H253ZM50 212L48 214H50ZM55 212V211H54ZM61 212V211H60ZM59 212V213H60ZM78 212V211H77ZM83 212V211H82ZM147 212V211H146ZM221 212V211H218ZM224 212V210H223ZM226 212V211H225ZM245 212V211H244ZM252 213V211H250ZM258 212V211H257ZM62 213V212H61ZM64 213H66L64 211ZM79 213V212H78ZM89 213V212H88ZM241 213V212H240ZM261 213V212H260ZM153 214V213H152ZM209 214V215H208ZM217 214V213H216ZM214 214V215H216ZM224 214V213H222ZM242 214V213H241ZM246 214V213H245ZM244 214V217H245ZM254 214V213H253ZM52 216H54V214H51ZM57 218L60 216L59 214H56ZM55 215V216H56ZM65 215V214H63ZM61 214V217L63 216ZM159 215V214H157ZM162 215V214H160ZM175 215V214H174ZM212 215V214H211ZM213 215V217H214ZM249 215V214H248ZM251 215V214H250ZM260 217L261 214H259ZM258 215V216H259ZM263 215V214H262ZM47 216V215H46ZM154 216V215H153ZM165 217V215H162ZM237 216V215H236ZM51 217V216H50ZM60 217V218H61ZM106 217V216H105ZM125 217V216H124ZM152 217V216H151ZM156 217V216H155ZM211 217V216H210ZM247 217V216H246ZM245 217V218H246ZM251 216H249L248 218H250ZM253 217V216H252ZM251 217V218H252ZM264 217V216H263ZM59 218V219H60ZM65 218V217H62ZM67 218V215H66ZM66 218L64 219V221L66 220ZM159 220L161 217H158ZM215 218V217H214ZM247 218V219H248ZM250 218V219H251ZM256 218V215H255ZM254 218V219H255ZM258 218V217H257ZM36 219V218H35ZM52 219V218H51ZM58 219V220H59ZM86 219V218H85ZM144 219V218H143ZM163 219V218H162ZM166 219V218H165ZM253 219V218H252ZM251 219V220H252ZM261 220V218H259ZM263 219V218H262ZM44 220V219H43ZM176 220V219H175ZM244 220V219H243ZM249 220V221H251ZM256 220V219H255ZM55 221H57V219L55 218ZM62 221V220H61ZM162 221V220H160ZM168 221V220H167ZM166 221V222H167ZM171 221V220H170ZM179 221V219L177 220ZM217 224L215 227V234H213L210 239V241L203 243L202 241H199L198 244H196L191 250L190 252H188L186 255L187 259L185 261H182L179 264H256V262L258 263V260H262L261 258H264V256L260 253L262 249L256 248L253 245V241L259 240L262 243H264V233H260L259 228L257 229L256 226L259 225H252L251 228L249 229V224H246L245 226L243 225H236L235 222H232L231 218H227L225 217V219H222L220 217V215H218L217 217ZM264 221V220H263ZM60 222V220H59ZM172 222V221H171ZM239 222V221H238ZM215 223V222H214ZM258 223V222H257ZM256 223V224H257ZM261 223V222H260ZM64 224V223H63ZM62 224V225H63ZM158 224V222H157ZM163 224V223H162ZM170 224V223H169ZM175 226L177 223H174ZM92 225V224H91ZM203 225V224H202ZM59 226V225H58ZM57 226V227H58ZM110 226V224H109ZM172 225H170L171 227ZM178 226V228H179ZM206 226V225H205ZM262 227V226H260ZM176 229V228H175ZM254 230L250 231V230ZM173 230V229H172ZM180 230V229H179ZM184 230V229H183ZM201 230V229H200ZM120 231V230H119ZM203 231V230H202ZM201 231V232H202ZM96 232V231H95ZM178 232V231H176ZM185 232V231H184ZM194 232V231H193ZM192 232V233H193ZM199 232V231H198ZM257 232V233H256ZM170 233V232H169ZM24 234V233H23ZM196 234V233H194ZM193 234V235H194ZM205 234V233H204ZM203 234V235H204ZM175 235V234H174ZM189 235V234H188ZM201 235V234H200ZM195 236V235H194ZM206 236V235H205ZM20 237V236H19ZM169 237V236H168ZM203 236L201 235V238ZM127 238V237H126ZM205 238V237H204ZM208 238V237H207ZM94 239V238H93ZM195 238H193L194 240ZM206 239V238H205ZM198 240V239H197ZM204 240V239H203ZM173 243V242H172ZM187 243V242H186ZM185 243V244H186ZM154 244V243H153ZM189 245V244H188ZM63 248V247H62ZM191 248V247H190ZM188 249V248H187ZM177 250V249H176ZM181 250V249H180ZM84 251V250H83ZM186 251V250H185ZM189 251V250H188ZM105 252V251H104ZM176 252V251H175ZM264 252V251H262ZM178 253V252H177ZM220 254L221 257L220 259H218L217 254ZM128 255V254H127ZM185 255V254H184ZM219 255V256H220ZM183 256V254H182ZM62 257V256H61ZM185 257V258H186ZM176 263V262H175ZM173 264V263H172ZM177 264V263H176Z\"/></svg>",
  "mask_w": 264,
  "mask_h": 264
}]
</instances>
